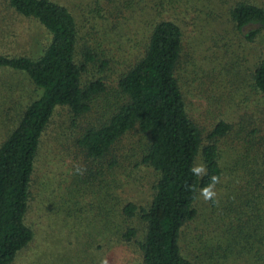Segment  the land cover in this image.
Instances as JSON below:
<instances>
[{"label": "trees", "instance_id": "16d2710c", "mask_svg": "<svg viewBox=\"0 0 264 264\" xmlns=\"http://www.w3.org/2000/svg\"><path fill=\"white\" fill-rule=\"evenodd\" d=\"M3 1L14 18L34 20L49 37L37 52H0V68L24 73L36 91L16 102L0 86V264H15L34 241L27 221L33 202H65L52 192L59 178L42 176L41 158L51 148L72 159L75 200L85 208L93 195L90 247L100 255L93 264H134L132 251L140 264H264V115L223 112L230 102L223 99L233 98L226 91H239L244 70L264 103V0H210L228 4L243 46L215 51V59L207 54L208 69L197 68L201 51L191 54L187 44L188 17L208 0ZM251 25L258 28L243 32ZM122 40L135 51L124 56ZM202 99L217 111L208 114L211 125L195 115ZM61 108L71 125L58 132ZM11 112L17 115L6 130ZM235 133L242 152L223 156L224 140ZM201 163L203 178L190 171ZM231 168L249 174L233 180L239 196L225 181ZM212 175L220 177L217 196L202 214L199 190ZM147 178L146 205L140 189ZM192 225L199 233L190 242L200 250L185 252L183 231Z\"/></svg>", "mask_w": 264, "mask_h": 264}, {"label": "rangeland", "instance_id": "374dc122", "mask_svg": "<svg viewBox=\"0 0 264 264\" xmlns=\"http://www.w3.org/2000/svg\"><path fill=\"white\" fill-rule=\"evenodd\" d=\"M227 7L228 4L226 2L221 5L216 4L213 7L210 0H208V6L206 8L195 11L188 17L189 21L193 20V24L191 26V37L188 39L187 44L188 47H190L191 54H197L201 51L196 65L199 69L209 68V65L205 63L208 59L205 57L207 54L210 53L212 58L215 59V51H217L218 56L226 52H232L231 48L241 50L243 46L240 45V47H237L238 42L233 36L238 33L235 31L232 23L233 19L229 16ZM9 26L12 27L10 28ZM255 28H258V26H247L243 29V32H249ZM48 37L49 35L47 32H45L34 20L23 22L14 18L5 6L4 1L0 0V52L6 54H16L15 52L17 51L31 52V50L32 52H37ZM262 37L264 38V27L262 28ZM122 44L124 46V50L122 51V53L124 52V56L135 51V48H133V45L129 42L122 40ZM209 46H211V49H209ZM227 47L231 48L229 49ZM251 48L255 51L254 47ZM249 49L250 48L246 47L245 52ZM181 73L183 75L184 85H186L188 74H185V71ZM245 74L244 70L240 76L241 88H239V91L231 87L227 89L226 92L228 93L233 91L231 95L233 98L231 100L230 98L223 99L224 101H230L223 112L232 114H238V112L245 114L248 112L249 114L254 113L255 116L259 118L264 115V103L261 93L253 86L249 88L247 84H245V80H247ZM3 85L9 86L7 93L9 96L14 97L13 99L16 102H26V100L28 101L31 97L33 98L36 96L34 85L29 82V79L27 80V77L22 72H11V70L0 68L1 88H3ZM187 91L188 90H186V92ZM190 97L194 99L192 94H190ZM201 103L202 104H196L200 115H198L194 109L195 115L204 125H211L208 114L217 112L215 111V106L212 105V109L210 110L206 107L203 108V104H207L205 99H202ZM16 115V112L10 113L4 129L7 130L8 125L11 124L12 119ZM70 117L71 113L68 109L61 108L58 111L54 118L55 124H58V132H60L62 128L71 125ZM2 118L3 116L0 113V122ZM9 118L11 119L9 120ZM207 131H210V129L208 128ZM241 140L242 138L237 136L236 133L234 136L224 140L221 146L223 156H230L242 152L244 143ZM53 150L54 149L51 148L50 152L47 150V153L42 155L40 162V164H43L42 176L45 177L49 175V178L51 176L59 178L58 181L53 183L52 192L54 195L57 194L58 196L62 194L65 202H62L57 197H52L54 201L45 200L43 203H40L36 200L31 204L29 213L27 214V221L34 225L36 232L35 239L27 249L21 253L15 264H93L95 261L93 259H100V255H94L96 251L90 247V243L94 236V227L96 226V224L91 221L94 211H91L90 201L93 199V195L88 194L85 196V208L81 205L80 201L75 200L72 194L73 192H71V180H69L72 176L70 173L72 159L69 156H65L63 159L62 155L53 152ZM249 150L254 152L256 149L254 147ZM233 168L235 169L236 167L234 166ZM245 170L246 169L232 170V168L229 169V171L228 169L226 170L228 171V177L225 181L228 183V188L232 191L234 190L237 196L240 194L234 181L237 183L239 180L236 179L241 180L244 176H246L245 181L250 179L248 171ZM239 172L243 177L238 174ZM150 176L152 177L151 174ZM145 183V186L140 189V192L143 196L142 203L145 202L147 205L151 199L150 195H148V192L150 193L151 179L147 178ZM219 189L220 191L222 190L221 188ZM59 197L61 198V196ZM94 197H96V195ZM222 199L225 200L223 197ZM197 205L202 214L205 212L204 208L213 207L212 200L205 201L200 195L198 196ZM86 208L90 211V218H88V214L85 213ZM197 233L199 232L195 231L194 225L184 228L182 247L185 249V252L186 247L188 249L190 246H196L197 248L201 246L197 243L190 242V239ZM132 255L134 264H140L139 260L137 261L139 253L137 254L135 251H132ZM209 261L212 262L211 259Z\"/></svg>", "mask_w": 264, "mask_h": 264}, {"label": "clouds", "instance_id": "9594fccd", "mask_svg": "<svg viewBox=\"0 0 264 264\" xmlns=\"http://www.w3.org/2000/svg\"><path fill=\"white\" fill-rule=\"evenodd\" d=\"M190 171L196 175V176H200L201 178H203V176L207 175V167L206 165H204L203 163L196 165L194 167H192L190 169ZM220 183V177L218 175H212L210 177V182L202 187L199 190V195L205 200V201H210V200H214L215 197L217 196L216 193V185ZM195 190V189H193ZM101 264H108V260L105 258L101 261Z\"/></svg>", "mask_w": 264, "mask_h": 264}]
</instances>
